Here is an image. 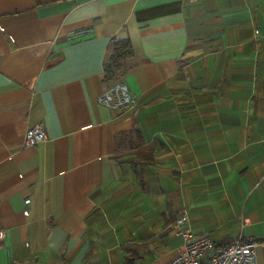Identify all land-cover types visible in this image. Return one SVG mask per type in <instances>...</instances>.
Wrapping results in <instances>:
<instances>
[{"label": "crops", "instance_id": "1", "mask_svg": "<svg viewBox=\"0 0 264 264\" xmlns=\"http://www.w3.org/2000/svg\"><path fill=\"white\" fill-rule=\"evenodd\" d=\"M183 211L264 264V0H0V264H166Z\"/></svg>", "mask_w": 264, "mask_h": 264}, {"label": "built area", "instance_id": "2", "mask_svg": "<svg viewBox=\"0 0 264 264\" xmlns=\"http://www.w3.org/2000/svg\"><path fill=\"white\" fill-rule=\"evenodd\" d=\"M98 101L115 108L126 105L134 108L137 100L131 91L124 85H112L104 90L98 97ZM47 139L46 131L41 126H32L24 133L23 147H34ZM25 209L23 215L27 216V206L30 199L23 201ZM188 215L186 211L176 218L174 227L182 241L178 255L166 264H255L254 240L237 239L216 249L214 242L205 235H199L191 231L187 225ZM5 230L0 228V241L5 239Z\"/></svg>", "mask_w": 264, "mask_h": 264}, {"label": "trees", "instance_id": "3", "mask_svg": "<svg viewBox=\"0 0 264 264\" xmlns=\"http://www.w3.org/2000/svg\"><path fill=\"white\" fill-rule=\"evenodd\" d=\"M131 56L132 48L128 40H113L110 46L109 58L104 68L103 84H113L124 77L130 69L128 62Z\"/></svg>", "mask_w": 264, "mask_h": 264}]
</instances>
